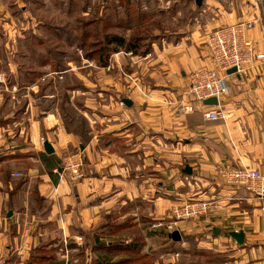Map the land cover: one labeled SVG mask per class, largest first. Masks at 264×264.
<instances>
[{
    "label": "crops",
    "instance_id": "crops-1",
    "mask_svg": "<svg viewBox=\"0 0 264 264\" xmlns=\"http://www.w3.org/2000/svg\"><path fill=\"white\" fill-rule=\"evenodd\" d=\"M36 1L0 0V20L13 6L26 20L24 6ZM147 2L175 21L170 0ZM173 3L177 8L181 1ZM188 5L185 26L159 34L139 56L111 54L98 77L84 79L92 89L79 91L77 83L73 92L86 122L77 133L58 112L20 107L14 94L0 90V263L264 264V210L247 189L220 176L225 166L264 175V0ZM238 23L247 24L254 57L243 72L226 75L227 92L216 105L223 117L206 121L203 113L212 106L205 105L178 114L191 100V73L210 67L205 36ZM45 142L52 153L44 151ZM73 153L84 161L75 184L53 172ZM190 199L209 201L211 208L179 224L173 231L178 240L151 229L172 206ZM231 233H242L240 244Z\"/></svg>",
    "mask_w": 264,
    "mask_h": 264
},
{
    "label": "rangeland",
    "instance_id": "rangeland-1",
    "mask_svg": "<svg viewBox=\"0 0 264 264\" xmlns=\"http://www.w3.org/2000/svg\"><path fill=\"white\" fill-rule=\"evenodd\" d=\"M174 1L170 0L169 7L174 9L175 21L172 14L166 11L164 14L152 16L141 22V30L131 31L130 33L139 34V37H143L142 40L145 42L154 39L153 37L156 34L162 35L164 32L167 34L173 28L176 29L177 26L181 28L185 26L192 15V8L189 7L188 0H180L181 3L177 8L175 4L174 8ZM69 2L71 0H63V2L60 0H37L36 3H28L24 6L25 13L27 14L26 20H23V17L21 19V16L18 14L21 13V8L16 6L10 7V12H6L3 15L4 17L2 16L3 21L0 20V80H3L5 85L0 86V90L10 95L14 94L15 100L19 101L20 107L26 104V106L28 105V109H30L29 104L31 103V106L35 104L42 111L50 112L54 110L58 112L60 116L64 117L63 120L68 130L77 133L78 130H83L86 127V122L80 114L83 112L82 107L84 106L78 104L79 96L76 93L77 91H75L77 83H79V91L92 89V86L87 84L88 81L85 85L83 84L85 83L84 79L91 81L94 77H98L96 73L100 70L99 68L103 67L96 66L94 61L85 58L86 52L73 47L77 58L74 57L75 59H72V61L62 59L61 62L66 66V69L63 71L54 69L52 65L55 61L52 60L54 57L51 55L50 59L47 58V61H45L49 65V69H41V75L38 78H34L31 75L33 80L28 76V73L25 75L26 72H29L27 69L30 66L33 67L42 63L40 61L48 56L45 48L52 46L51 41L47 38V33L44 29L39 28V24H43V26L45 24L57 25L75 31L79 29L77 23L79 24L81 20L87 21L96 17L102 18L108 14L109 9L113 12L115 10L109 4L110 0H106L105 2L103 0H85V2L83 0H72V4H75V6L70 9ZM116 8L119 13L118 15H122L123 9L120 6ZM176 9L180 12L179 18H176ZM8 15H11L9 19ZM92 27L90 29L93 31H97L98 29L102 31L103 23L102 21L96 22ZM107 29L105 28L106 31ZM5 32L10 34V37L7 38ZM18 32L19 36H17ZM30 35L40 36L44 44L36 45L35 42H32ZM159 39H155V41ZM92 40L91 38L89 41ZM88 63H91L92 66ZM16 68H23L22 72L21 70L17 71ZM71 68H73V71H70ZM66 71L69 72L64 77L59 78L61 72L64 73ZM57 73L58 75H54ZM104 73L107 74L108 71L105 70ZM36 80L37 83H35L39 88L33 95L32 90H29V88L30 84ZM10 81L14 82V84ZM73 89H75L74 92Z\"/></svg>",
    "mask_w": 264,
    "mask_h": 264
},
{
    "label": "built area",
    "instance_id": "built-area-1",
    "mask_svg": "<svg viewBox=\"0 0 264 264\" xmlns=\"http://www.w3.org/2000/svg\"><path fill=\"white\" fill-rule=\"evenodd\" d=\"M247 24L238 23L211 31L205 36V44L209 53V68H202L191 73L187 87L190 101L177 108L180 115L205 108L203 101L209 98L223 96L227 92L226 75L230 69L236 74L243 72L244 66L252 62L254 57L253 42L245 36ZM264 57V41L260 58ZM54 75H58L54 74ZM48 76V75H47ZM60 78V77H59ZM0 85H5L0 80ZM206 121H216L223 117L218 106H212L203 113ZM83 158L78 153L65 156L61 165L53 172L61 179L75 184L83 177ZM17 176V174H15ZM220 176L227 185L244 187L260 202L264 210V175L255 169L227 167L220 171ZM211 203L202 199H190L180 202L170 208L165 219L154 220L150 227L173 233L181 223L197 221L210 211ZM2 264V263H0Z\"/></svg>",
    "mask_w": 264,
    "mask_h": 264
},
{
    "label": "trees",
    "instance_id": "trees-1",
    "mask_svg": "<svg viewBox=\"0 0 264 264\" xmlns=\"http://www.w3.org/2000/svg\"><path fill=\"white\" fill-rule=\"evenodd\" d=\"M83 1L85 2V0ZM119 1L120 4H122L120 6L121 9H123L122 15L119 16L117 8L111 5L115 9L114 12L109 9L108 14L104 15L102 18L96 17L95 19L87 21L81 20L79 24L77 23L79 29L75 31L57 25L45 24L43 26V24H39V28L45 30L47 38H49L52 43V46L45 48V52L48 56L40 61L42 62L40 65H46L49 68V65L45 61H47V58L50 59V56L53 55L54 58L52 60H54L55 63L51 65L54 69H57V71H63L66 69V66H64L61 60L68 59V61H72V59L76 57V52L73 50V47H77L78 50L86 52L85 58L94 61L95 65L99 67H104L111 54L119 50L131 54L146 52L149 48V44L155 41V39H159V37H157L159 34L154 35V39L151 41L144 42V40H142L143 37H139V34H131L130 32L141 30V22H144L152 16L160 15L162 12L157 11L152 5L148 6L149 2H147V0H134V3H129L130 0ZM126 2L128 3L126 4ZM144 5L148 6V11L143 10ZM73 6H75V4H72L71 0V2H69V9ZM99 21L103 23V30H91L90 28H93L92 26ZM104 26L108 28L107 31ZM30 37L32 38V42H35L36 45L44 44L40 36L33 35ZM91 38L93 40L89 41ZM18 69L22 72L23 68ZM27 70L29 72H26L25 75L28 73L30 77L33 75L34 78H38L39 75H41V66H30Z\"/></svg>",
    "mask_w": 264,
    "mask_h": 264
},
{
    "label": "water",
    "instance_id": "water-1",
    "mask_svg": "<svg viewBox=\"0 0 264 264\" xmlns=\"http://www.w3.org/2000/svg\"><path fill=\"white\" fill-rule=\"evenodd\" d=\"M195 5L197 7H200L203 3L204 0H193ZM236 70L235 69H230L227 71V74L230 75V74H235ZM124 104H128V101L124 100L123 101ZM218 104V101L216 98H209L207 100H204L203 101V105L205 106H216ZM43 147H44V151L47 153V154H50L52 153V149L50 147V145L45 142L43 144ZM184 173L186 174H190L191 171L188 167H185V169L183 170ZM170 237L173 239V240H178L179 236L177 234V232H173ZM231 237H233L234 239L237 240V242L240 244L241 240H242V233H231ZM86 264H89V263H86Z\"/></svg>",
    "mask_w": 264,
    "mask_h": 264
}]
</instances>
